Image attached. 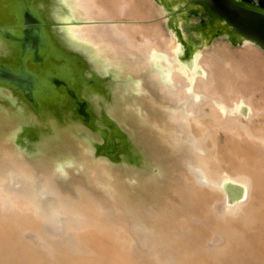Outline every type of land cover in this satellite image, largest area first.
Listing matches in <instances>:
<instances>
[{"label": "bare ground", "instance_id": "bare-ground-1", "mask_svg": "<svg viewBox=\"0 0 264 264\" xmlns=\"http://www.w3.org/2000/svg\"><path fill=\"white\" fill-rule=\"evenodd\" d=\"M249 1L264 9V0ZM71 3L84 23L71 27L76 36L155 91L145 106L148 126L158 131L146 126L140 134L164 160L160 192L167 210L153 226L165 243L153 238L149 250L137 251L145 240L135 235L117 191L106 196L112 214L91 191L73 202L58 198V207L46 209L37 200L33 169L8 144L5 157L22 174L23 188L10 190L12 174L0 173V264H168L171 252L177 264H264V50L225 32L204 40L205 18L192 13L180 20L184 38L201 45L189 68L162 0ZM89 169L102 181L110 168L98 162ZM227 180L244 186L241 199L228 201ZM55 212L76 217L64 223L74 235H58L63 222L58 225ZM209 237L219 244L207 247Z\"/></svg>", "mask_w": 264, "mask_h": 264}, {"label": "rangeland", "instance_id": "rangeland-1", "mask_svg": "<svg viewBox=\"0 0 264 264\" xmlns=\"http://www.w3.org/2000/svg\"><path fill=\"white\" fill-rule=\"evenodd\" d=\"M5 1L0 0V27L10 28L0 35V79L9 82V87H0V173L12 174L10 190L23 188V177L5 157L4 146L8 144L19 163L33 169L37 200L46 209L58 207V198L70 202L80 199V191H91L104 204L108 202L106 196L117 191L129 208L133 230L145 240L137 244V251L149 250L153 238L165 243L153 226L167 210L160 192L166 177L161 165L164 160L152 145L142 142L140 134V128L145 129L151 120V109L145 106V100L153 101L154 89L144 77L125 74L99 55L95 47L76 36L72 26L51 25L46 29L47 36L37 28L27 27L38 22L32 9L48 24L82 21L76 19L72 0H10L19 21L16 15L3 14ZM186 17H172L169 26L182 44L180 60L190 68L201 45L184 38L180 20ZM16 24L18 29L11 28ZM203 32L208 41L227 31ZM15 48L25 54L22 60ZM168 73L165 68L164 74ZM242 109L243 115H248L247 106ZM150 129L153 135L158 131L156 125L148 126ZM69 140L76 142L74 147L68 146ZM162 142L166 141H159L161 145ZM98 162L110 168L102 181L95 180L89 169ZM225 185L234 199L242 198L241 183L227 180ZM114 205L122 210L119 204L113 202ZM103 206L111 214L116 212L107 203ZM58 212L54 213L58 225L63 222L58 235H74L64 223L76 217ZM51 220L50 215V223ZM143 231L153 234L145 235ZM217 244L208 241L207 247ZM167 255L168 264H177L172 252Z\"/></svg>", "mask_w": 264, "mask_h": 264}, {"label": "water", "instance_id": "water-1", "mask_svg": "<svg viewBox=\"0 0 264 264\" xmlns=\"http://www.w3.org/2000/svg\"><path fill=\"white\" fill-rule=\"evenodd\" d=\"M6 0L3 6L4 15H19L11 8L12 1ZM8 2V3H7ZM167 14V25L169 30L174 31L169 25L170 19L175 18L177 15L185 16L191 13H201L202 17L205 18L204 24L205 31H227V34H230L232 39L235 41H249L253 42L264 50V9L260 6H257L255 3L248 2V0H180L177 5H171L170 0H162ZM177 8V9H175ZM190 10L194 12H189ZM33 11L34 16L37 19V25H30L32 29L37 28L42 32H45L49 26L65 28L68 26H79L83 25V21H66L56 24L44 23L42 17ZM39 12V11H38ZM189 13V14H188ZM188 16V18H189ZM187 18V17H186ZM64 20V19H63ZM17 26H12L13 29H18ZM10 26L0 27V35L3 32L7 33ZM7 31V32H6ZM47 36V34H46ZM9 43H12L11 39L8 37H3ZM49 45V40H48ZM14 48V47H13ZM20 60L25 56L19 48H15ZM22 56V57H21ZM9 82L3 81L0 79V87L8 88ZM33 107V106H32ZM34 108V107H33ZM80 120V119H79ZM228 201H233L234 197L231 196L230 191L224 187ZM145 227V226H144ZM142 230H144L142 228ZM138 231L134 230L136 236L140 237L141 234L137 233ZM145 235L149 233L143 231ZM152 232L150 231V234ZM149 234V235H150ZM153 234V233H152ZM143 242V241H141ZM144 243V242H143Z\"/></svg>", "mask_w": 264, "mask_h": 264}]
</instances>
